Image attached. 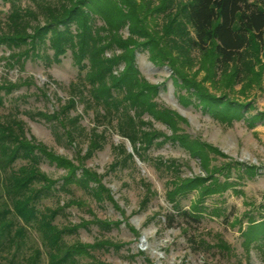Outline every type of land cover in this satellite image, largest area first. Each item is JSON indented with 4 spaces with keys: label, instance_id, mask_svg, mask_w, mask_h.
Here are the masks:
<instances>
[{
    "label": "rangeland",
    "instance_id": "rangeland-1",
    "mask_svg": "<svg viewBox=\"0 0 264 264\" xmlns=\"http://www.w3.org/2000/svg\"><path fill=\"white\" fill-rule=\"evenodd\" d=\"M146 1L153 10L163 0ZM165 1H169V14L149 21L163 33L174 19L171 30L184 33L174 51L181 70L221 106L220 115L213 116L203 100L182 87L169 65L154 61L141 39H136L140 76L159 88L153 102L176 113L174 126L156 121L141 109L114 110L93 101L87 71H79L71 51L55 62L48 47L41 50V58L31 56L15 64L8 59L11 51L0 46V82L17 86L12 93L2 94L0 115H17L28 139L69 161L78 175L91 171L110 192L114 203L107 198L102 204L87 201V207H72L67 217L58 218L64 224L88 223V228L73 236L83 243L111 241L110 251L97 253L101 260L110 264H264V48L252 47L239 61L219 70L211 51L202 52L187 43L194 33L180 1L174 7ZM9 10L10 5L0 1V31ZM122 33L128 38L127 28ZM119 55V50L107 52L109 59ZM226 107L242 114L228 113ZM135 132L138 139L133 143ZM182 139L207 145L205 156L194 157L180 143ZM21 164L17 162L16 167ZM41 169L53 180L67 175L49 162L42 163ZM195 179L204 180L200 188L182 193L186 191L182 185ZM72 188L77 197L86 199L82 190ZM208 189L213 193L207 194ZM55 201L43 203L51 206ZM176 209L196 210L201 220L185 221ZM169 215L177 216L172 226L166 222ZM98 221L113 224L111 230L100 231ZM258 229L262 234L251 237L249 232ZM0 264H10V256L0 259Z\"/></svg>",
    "mask_w": 264,
    "mask_h": 264
},
{
    "label": "trees",
    "instance_id": "trees-1",
    "mask_svg": "<svg viewBox=\"0 0 264 264\" xmlns=\"http://www.w3.org/2000/svg\"><path fill=\"white\" fill-rule=\"evenodd\" d=\"M0 1L10 5L4 28L0 31V46L11 51L10 62L19 64L21 59L31 56L41 58V50L45 47L53 50L51 57L60 62L61 56L71 51L79 71H87L85 77L93 89L90 92L93 101L114 110L121 107L141 109L156 121L172 127L177 120L176 113L153 102L159 88L149 85L140 76L136 39H141L146 42L143 46L149 50L151 58L169 65L181 79V86L203 100L213 116L222 113L221 106L207 90L193 80L188 81L183 74L174 51L176 40L184 33L171 30L174 19L167 22L163 33L154 30L149 21L154 16L169 14L166 13L169 1H161L153 10L146 0ZM24 1L25 6L22 5ZM179 1L194 33L193 38L187 37V43L202 52L211 51L219 70L239 61L252 47L264 48V0ZM170 3L174 7L176 0H170ZM98 21L102 24L98 25ZM124 28L128 29V38L123 37ZM118 50L121 55L107 57V52ZM122 64L124 67L120 71ZM16 88L12 83L0 82V105L4 102L2 94H10ZM231 110L234 114H242L241 110L226 107L228 113ZM65 134L70 136L69 131ZM137 139L135 132L131 140L134 143ZM180 143L199 158L205 156V147L208 148L199 141L182 139ZM19 161L24 164L16 167ZM44 162L64 169L67 175L61 180H53L42 171ZM203 182L195 179L182 185L186 189L182 193L199 189ZM73 186L82 190L86 199L77 197ZM209 190L205 192L213 193ZM106 198L114 203L110 192L94 173L85 170L78 175L69 161L28 139L24 123L17 115H0V259L10 256V264L17 261L19 264H110L101 260L97 253L110 251L114 246L111 241L83 243L73 236H78L81 228H88V223L58 222L60 216L67 217L68 209L84 208L87 201L92 200L102 204ZM49 199L56 200L55 204L43 203ZM176 212L185 221L201 220V214L196 210L176 209ZM177 216L166 217L169 226L174 224ZM96 225L100 231L107 232L113 224L98 221ZM261 232L258 229L257 233L249 234L253 237L252 234L261 235Z\"/></svg>",
    "mask_w": 264,
    "mask_h": 264
}]
</instances>
